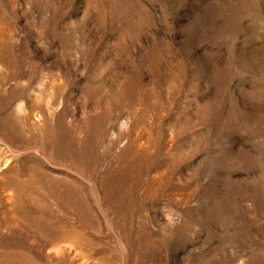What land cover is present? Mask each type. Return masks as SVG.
Masks as SVG:
<instances>
[{
    "label": "rangeland",
    "instance_id": "374dc122",
    "mask_svg": "<svg viewBox=\"0 0 264 264\" xmlns=\"http://www.w3.org/2000/svg\"><path fill=\"white\" fill-rule=\"evenodd\" d=\"M0 264H264V0H0Z\"/></svg>",
    "mask_w": 264,
    "mask_h": 264
}]
</instances>
